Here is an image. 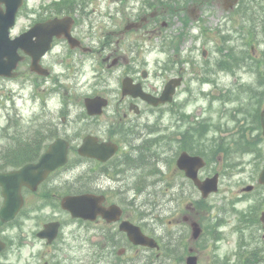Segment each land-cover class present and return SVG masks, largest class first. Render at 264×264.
<instances>
[{
  "label": "rangeland",
  "instance_id": "rangeland-1",
  "mask_svg": "<svg viewBox=\"0 0 264 264\" xmlns=\"http://www.w3.org/2000/svg\"><path fill=\"white\" fill-rule=\"evenodd\" d=\"M113 1L93 0L89 9L93 10L94 13L91 20L86 22L89 26L84 25L83 18L80 17V26H83L84 31L87 32L84 33L87 36L85 42L91 41L94 36L96 39L94 42L96 41L97 49L100 50L99 57L97 54L91 57L96 60V58L104 59L110 55L111 58L107 63H103L104 60L101 59L98 66L97 64L93 65L91 59L85 60L82 59V56H78L76 60L84 61L83 63L68 60L67 65L63 61L55 67L53 79L58 77V82L52 86V97L46 104L50 111L43 103V99H47L48 96L44 97V94L41 95V98L33 96L34 90L28 82L25 81L24 84L14 83L11 86L13 92L8 94L10 85L0 82V153L8 149L6 145L15 132L33 133L38 125L44 124L45 119L53 118L54 121H62L64 118L65 125L62 130L72 135L76 133L75 136H80L82 131L98 132L99 130L103 134L110 123L116 122L115 114L121 115L127 111L125 104L120 103V83L123 78L121 74L125 62L127 66L138 72L146 61L148 65L144 68L151 72V76L146 82L158 90L177 72L176 74L179 73L184 78V83L174 97L173 103L158 111L148 110L144 112L138 119V123L144 121L143 125H148L149 132L153 134L150 133L151 136H148L147 139L153 144L163 135L169 137L166 140H158L155 149L163 156V160L159 164L167 172L165 178L169 180L170 189L174 183H178L185 189V195H188L189 192L184 186L182 178H176V181L172 183L173 176L176 175L174 166H172V156L177 148L175 142H179L178 137L184 134L189 136L187 144L201 153L205 152L211 159L209 167L201 173V177L211 174L212 170L225 171L222 179L219 180L218 192L210 196L201 206L193 203L192 200H181L179 213L176 214L177 203L170 199V193L167 192L166 196H157L153 199L157 205L152 209L150 208L152 203L148 201L149 199L151 201L152 197L148 196L152 191L160 194V187L158 186L155 190L153 188L156 186L149 187L154 178L149 177L148 172L154 173L155 171L152 164L147 165V162L141 164L144 160L141 157H133L140 167L128 170L122 180H107L103 176L92 179L88 174L84 175L82 180L89 181L90 184H93L97 179L103 180L106 187H112L113 190L109 192L110 200L116 202L120 201L122 197H128L131 200L134 192L132 188L136 186L137 192L142 191V193L136 196L134 203L140 211L149 215L145 216V220L150 224L147 229L150 227L156 233H159L161 228L164 230L172 229L170 231L176 232L178 237L184 236L183 260L188 250L192 249L198 254L201 264H228L229 259L233 262L241 245V238H238L239 234L244 233L243 231H247L249 228H254L251 223H248V227L236 231L239 222L238 213L244 209L253 211L254 208L252 194L250 196L241 195V197L237 195L244 185L253 181L254 170L258 164V155L239 153L236 150L235 142H233L230 160L227 162L222 155L220 138L224 137L222 130L224 124L231 126L229 118L236 116L234 112L249 110L255 113L264 107V99L262 100L257 95L261 92L251 94L246 92L251 88H255L257 91L261 90L256 84L253 73L244 68L227 71L218 70L215 63L222 58L217 54V47L221 46L220 41L225 35L232 40L230 44L237 45L236 49L242 50L238 56L249 54L250 44L246 45V41L242 43L240 35L247 27L264 28V24L262 25V21L256 20L255 17L247 15L244 17L242 10L244 4L237 10H232L230 15H225L221 12V5L212 4L208 0H169V3L163 4L164 8L183 9L187 7L195 20H200V24H192L189 30L191 42L187 37L183 48L178 47L177 51L174 48L163 50L162 44L168 38L174 39V26L177 30L182 31L183 26L180 18H176V20L170 18V26L161 29L162 34L160 35L151 32V30L124 34L120 28L129 22L136 21V18L144 13L142 10L143 3L139 0H127L125 5ZM76 2L79 3L80 1L76 0ZM152 9L155 8L150 7L149 11ZM199 10L201 13L198 12ZM201 19L204 22H201ZM24 21L25 19L21 18L18 25H24ZM92 23H94L93 28L90 27ZM254 37H256V41L253 43L254 56L257 54L264 55V33H257ZM109 41L112 42L111 46L102 50L101 45ZM203 51L206 55L205 58L202 56ZM114 57H120V63L108 68ZM174 58L183 63L175 64L172 70L163 72V74L157 71V67L163 66L165 63L172 64ZM190 61L193 63L191 64ZM74 66L75 69L80 70V75L77 77L71 70ZM65 67L68 69L66 70ZM17 91L18 96H16ZM36 91L38 90L36 89ZM95 94L106 95L111 99L110 106L97 120H86L83 116V98ZM67 102V108H63V112H61L62 106H65ZM140 109H142V105ZM64 112L67 117H64ZM237 116L243 118L242 115ZM129 119H133V117L129 116ZM198 125H203L204 131L192 132ZM171 132H180V134L176 133L174 137L170 138ZM246 134L244 135L246 141L247 139L252 141L253 138L258 139L259 137L256 133ZM152 137L155 142L150 140ZM237 138L238 134L235 132L231 140L236 141ZM79 140L77 138L76 145ZM163 146L166 147V150ZM257 148L262 153L264 144L257 145ZM74 163V160H71L66 171L69 177L67 182L75 180L78 176L81 179L80 173L86 169V165L76 166ZM159 164H156V167H160ZM126 182L129 188H116L117 185L122 186ZM194 196L196 198L198 194H194ZM171 197L174 198V196ZM190 206L195 207L192 219L199 224L202 231L195 243L190 239V227L183 223L181 217L185 213L184 210ZM54 214H56L55 209L46 207L39 213L31 214L24 222L17 223L15 228H11L8 231L10 236L18 234L21 237L18 239V246L11 248L4 254L7 257L4 264H42L43 260L64 262L67 256L71 257V262L74 264H112V262L109 263L110 260L106 254L98 253L97 255L101 257L92 254V243H97L99 239L95 235L94 228L96 226L66 221L67 224L63 229L64 235L61 238L63 240H59L52 248L47 249L43 243L36 241L32 232L40 222L38 218L41 219V216L43 219L51 218ZM130 215L134 219H140L138 212ZM156 220L158 223L155 222ZM160 220L161 223H159ZM164 221L165 225H163ZM255 231L257 233L256 229ZM74 237L76 238L74 239ZM64 241L71 247L63 246L62 251L61 244ZM76 242L79 243V246L73 248ZM248 245L250 250L254 242L249 240ZM137 254V252H129L127 258H133ZM167 260L171 262V259ZM134 262L145 264V259L141 258ZM170 264H178V262Z\"/></svg>",
  "mask_w": 264,
  "mask_h": 264
},
{
  "label": "flooded vegetation",
  "instance_id": "flooded-vegetation-1",
  "mask_svg": "<svg viewBox=\"0 0 264 264\" xmlns=\"http://www.w3.org/2000/svg\"><path fill=\"white\" fill-rule=\"evenodd\" d=\"M90 4H93V0H84L81 4H78V6L74 5L72 8L68 9V5L66 0H0V15L5 14L7 8H13L14 10V18H13V25L9 29V35L10 38H15L16 36L20 35L21 33L26 32L27 30H35L36 28H41V26L48 20L51 19H61L67 16H70L73 19V23L71 26V34L73 37L77 38L79 40V47L71 49L67 46V42L63 37L60 38H54L53 42L50 43V49L41 57L40 63L42 66H47L48 70H52L51 66L52 64H56L58 61L63 62L65 61V64L67 65L68 60L72 61H78L80 63H83L84 61L81 60H76L74 55L81 57L82 59H85L87 57L94 56L97 54V57H99V49L96 48L94 40L95 37L93 36L91 38V41L85 42L86 35L81 34V33H87L84 31L83 26L81 25L80 17L83 18V24L86 26H89L86 24L87 21L91 20V17L93 15V10L89 9ZM158 13V12H156ZM158 17V14L155 16ZM23 18L25 19L24 25L19 26V20ZM91 28H93V24L90 25ZM80 28V29H79ZM83 29V30H82ZM92 31V29H91ZM31 39L33 42H35L38 37L36 34H33L31 36ZM108 43L102 45L101 49H106ZM63 48V49H62ZM17 54L19 56H22L23 58L21 59L20 62L17 63L16 68H15V73H16V78H19L21 75L23 77H26L30 74H32V77L34 76V73L30 71L29 68V61L30 57L25 56L23 52L20 50L17 51ZM83 56H86L85 58ZM110 55H108L105 59V61L109 60ZM94 59V58H93ZM120 60V58H116V63ZM97 61V60H96ZM76 64V63H74ZM98 64V62H97ZM163 67V66H162ZM162 67L160 68V71H162ZM68 69V67H66ZM76 67H72V73L76 75V73L79 71V69H75ZM70 71V70H69ZM126 74L132 75L131 71L128 69H125ZM146 74V73H145ZM143 75V72L141 73V76ZM52 76L45 78L47 80H51ZM144 78V79H143ZM142 76V81H140L137 77L133 76V79L135 82H141L142 87L145 91H148L152 93L153 95H158L157 89L155 87H151L148 83H146L147 79ZM1 80H6L9 81L6 78H1ZM120 100L126 104L128 103V111L122 113L123 118H127L128 116H131L136 119H130L126 120L127 123H129V126H132L135 121H137V118L140 117L139 115L133 116L132 111H130L129 107L130 104H139L142 103L146 108H151L149 107L148 104L140 101L139 99L137 100H132L129 97H122ZM244 118H240L237 115L234 118H229V122L231 123V126L233 128H239L237 130L238 136H244L246 133H256L259 137L253 138L252 141L250 139H247L246 141V136H244V140L246 143H254L257 140L256 144H252V148L254 152L258 155L257 161L258 164L254 170L255 173V180H256V185H254V189L252 190V199H253V204L254 208L253 211L250 212L251 218H252V224L253 227L257 230L256 233V240L259 241V244L255 248V252L259 253L262 252L264 253V185H260L257 182V179L259 177V174L264 166V150L262 148V153L260 150L257 148V145H262L264 144V138L261 136L259 132V125H260V114L258 115L257 112L250 113V112H244L242 113ZM111 130H106L101 134V132L98 133H93V135H96L99 137V142L101 141H110L113 143L118 144L119 149L118 152L116 153L118 159H113L109 162L106 163H101L96 160L92 159H87V158H79L78 159L82 162H87L91 161L93 162V165H95L100 171L102 172L101 177H104V174L106 172H110L111 174H118L123 168H126L128 165L137 167V161L136 159L133 161H128V157L126 155L128 154H121V142L116 141L111 134L114 135V137L119 134L121 135V132L123 133V130L120 129H115L112 131ZM58 135L64 136V133L60 130L58 127ZM102 135V136H101ZM247 135V134H246ZM64 138V137H63ZM51 138H30V139H25L21 143L18 142L15 147L13 152H11L10 156H12V159L14 160H22L24 162H35L38 160V158L41 156V154L47 150L48 146L50 143L55 140ZM226 142V139H225ZM250 142V143H249ZM72 145H74L72 143ZM226 145V144H225ZM77 145H75V148ZM125 148V147H124ZM244 151L248 152V149H244ZM70 152L75 153V149ZM121 159V160H120ZM19 167V166H18ZM15 169V168H12ZM66 167H60L54 170L53 172L49 173V175L46 177V179L41 182L35 190H31L27 187H22L21 188V196L23 200V205L20 209V211L15 215V217L9 221V222H2L0 219V242L4 244L3 249L0 250V264H4V261H7V257L4 256V254L11 250L13 247H17L19 241H17L21 236L16 235V236H10L9 235V230L11 228H15V225L20 222H24L25 219L29 218L31 214L36 213L38 210L42 211L44 208H52L57 210L56 214H54L55 217L52 219H46L42 220L36 227L35 234L41 230L47 222L50 221H56L58 222V235L55 240V242L51 245H47V249H50L56 241H58V238L60 234L62 233V229L64 227V220H62V217H69V214L65 211L58 210L60 208V202L61 199L67 195L69 192H94L96 194H102L105 196V200L102 203L103 207H108L111 204H114L109 196L108 192H110L112 187H106L104 184L103 180H97L94 182L90 188H83L81 185L79 186H68L67 182V174H66ZM6 171V170H5ZM222 176L224 175L225 171H220ZM111 177L105 174V177ZM127 185V182L124 183V186ZM240 197V195L238 196ZM3 205V197L1 195V189H0V209ZM123 211V216L120 219L125 220L128 219L125 216V211ZM194 210L190 209V212ZM189 212V213H190ZM191 218V215L189 216ZM185 219H187L185 217ZM130 220V219H128ZM118 223H107L104 219L102 218H97L96 222L94 223V226L97 228L95 229L96 234L98 236V244H104L105 248L108 247V244L111 242V239L113 242L116 241V237L121 238L123 241L126 240V243L129 244L126 235L118 230ZM142 230L144 231L143 227H141ZM41 241V240H39ZM119 248H124V246L119 247ZM118 248V249H119ZM119 252L123 251H118ZM50 253V252H49ZM47 262V261H44ZM48 263V262H47ZM49 264V263H48Z\"/></svg>",
  "mask_w": 264,
  "mask_h": 264
},
{
  "label": "water",
  "instance_id": "water-1",
  "mask_svg": "<svg viewBox=\"0 0 264 264\" xmlns=\"http://www.w3.org/2000/svg\"><path fill=\"white\" fill-rule=\"evenodd\" d=\"M236 0H233L234 3ZM7 20V19H6ZM10 25V20L4 25V28H0V48L5 50L7 48L6 38L7 29ZM46 32L48 37L45 38V41H42L38 51L42 54L49 44V41L52 37V31L50 26L48 25L46 28ZM30 33L22 36L21 39L28 38ZM5 42V44H2ZM28 41H25L27 44ZM33 71L35 70L38 73H42L44 75L47 72H40L37 64H33ZM178 85L176 80L171 81L167 84L162 96L159 99H154L153 97L144 94L141 91L139 85H131V80L125 79L123 81V94H130L133 97H141L142 99L152 103L153 105H157L159 102L171 101L172 94L174 93L175 87ZM85 107L87 113L89 115H98L101 113L102 108L106 106L107 101L101 97L87 98L85 99ZM264 127V123H263ZM78 152L82 155L99 157L102 160H105L108 155H104L95 150V139L91 137H86L83 145L78 149ZM66 153H67V143L62 140H56L55 143L50 147V149L40 158L39 162L35 165H26L22 168V170L18 172H12L8 175H0V182L5 185L4 181L7 182V186L3 187V194L6 197V208L10 207L12 203L13 197L16 194L19 200V188L20 185L26 184L30 185L34 188L37 184V181L40 180L43 176H45L49 171L55 169L56 167L62 165L66 161ZM177 166L179 169L184 170L185 174L188 178L192 179L194 184L199 188L202 192V196L206 197L210 192H215L217 190V176L213 178L206 179L203 182H200L197 179V172L200 168L204 166V162L199 157H189L187 154L182 153L177 160ZM0 183V184H1ZM97 197L92 195H82L77 197H66L63 200V207L69 210L73 216L82 217L84 219H94L95 218V203L97 201ZM124 230L128 233L130 240L134 244L147 245L150 247H155L156 244L153 240L144 237L139 229L132 226L131 224L125 222L122 224ZM199 230L194 229V236L196 237ZM53 235V226L48 225L45 227V230L38 234L39 237H46ZM187 264H196V259L194 257L187 258Z\"/></svg>",
  "mask_w": 264,
  "mask_h": 264
}]
</instances>
